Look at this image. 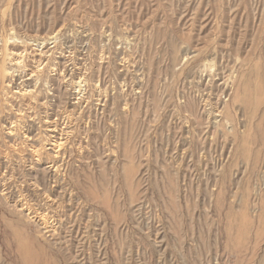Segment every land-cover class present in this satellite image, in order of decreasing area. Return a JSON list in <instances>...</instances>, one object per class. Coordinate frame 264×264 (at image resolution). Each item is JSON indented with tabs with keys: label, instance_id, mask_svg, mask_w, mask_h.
<instances>
[{
	"label": "rangeland",
	"instance_id": "obj_1",
	"mask_svg": "<svg viewBox=\"0 0 264 264\" xmlns=\"http://www.w3.org/2000/svg\"><path fill=\"white\" fill-rule=\"evenodd\" d=\"M0 264H264V0H0Z\"/></svg>",
	"mask_w": 264,
	"mask_h": 264
},
{
	"label": "bare ground",
	"instance_id": "obj_2",
	"mask_svg": "<svg viewBox=\"0 0 264 264\" xmlns=\"http://www.w3.org/2000/svg\"><path fill=\"white\" fill-rule=\"evenodd\" d=\"M43 38V37H42ZM41 39V38H40ZM51 39V38H50ZM36 40V39H35ZM39 40V39H38ZM42 42V41H41ZM46 42V41H45ZM43 43V42H42ZM44 47V46H43ZM11 51V50H10ZM42 51V50H41ZM34 51L32 50V53H33ZM40 54H42V53H40ZM11 55V54H10ZM15 55V54H14ZM9 56V55H8ZM17 56V55H16ZM61 56V55H60ZM20 58V57H19ZM17 59V58H16ZM16 59H14V61H15V63H17V60ZM69 61V60H68ZM13 64V63H12ZM25 67H26V65H25ZM80 68V67H79ZM41 69V68H40ZM35 74V73H34ZM21 76V75H20ZM31 76V75H30ZM34 76V75H33ZM40 76H41V74H40ZM62 76V75H61ZM23 77V76H22ZM24 79V78H23ZM26 79V78H25ZM27 79H29L28 77H27ZM31 79H32V77H31ZM40 81V80H39ZM44 81V80H43ZM65 81V80H64ZM31 82V81H30ZM17 86V85H16ZM27 86V85H26ZM20 90H22V91H20V92H22V93H28L29 92V89L27 90V88H23V87H21L20 88ZM31 91V90H30ZM16 92V91H15ZM82 93V92H81ZM84 93V92H83ZM29 94V93H28ZM34 94V93H33ZM21 95V94H20ZM37 95V94H36ZM59 95V94H58ZM57 98V97H56ZM37 99V98H36ZM44 100V99H43ZM78 102V101H77ZM79 103V102H78ZM26 104V103H25ZM42 104V103H41ZM22 108V107H21ZM61 108V107H60ZM59 108V109H60ZM36 111H37V109H36ZM67 111V110H66ZM44 112V111H43ZM47 112V111H46ZM20 113V112H19ZM37 113V112H36ZM76 113V112H75ZM55 114V113H54ZM57 114V113H56ZM59 114V113H58ZM34 115V114H33ZM42 116V115H41ZM56 116V115H55ZM38 117V116H37ZM36 117V118H37ZM77 117V116H76ZM73 119V118H72ZM18 121V120H17ZM16 121V122H17ZM20 122V121H19ZM47 123V122H46ZM68 124V123H67ZM49 127V126H48ZM74 128V127H73ZM47 129H49V128H47ZM55 128H53V129H51V131L52 130H54ZM50 130V129H49ZM48 132V131H47ZM9 133H10V131H9ZM54 133V132H53ZM49 134V133H48ZM46 136V135H45ZM66 137V136H65ZM60 142H61V140H60ZM60 142H57L56 140H53V142H52V144L53 145H59L60 144ZM48 143V142H47ZM46 144V143H45ZM50 145V144H49ZM60 147V146H59ZM64 149V148H63ZM50 151V150H49ZM57 154V153H56Z\"/></svg>",
	"mask_w": 264,
	"mask_h": 264
}]
</instances>
